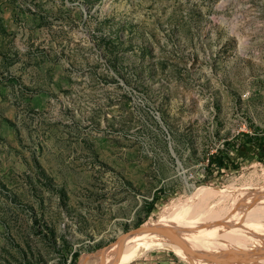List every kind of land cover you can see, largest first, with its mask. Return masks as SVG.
<instances>
[{
	"label": "rangeland",
	"instance_id": "1",
	"mask_svg": "<svg viewBox=\"0 0 264 264\" xmlns=\"http://www.w3.org/2000/svg\"><path fill=\"white\" fill-rule=\"evenodd\" d=\"M263 145L264 0H0V264H264Z\"/></svg>",
	"mask_w": 264,
	"mask_h": 264
},
{
	"label": "bare ground",
	"instance_id": "2",
	"mask_svg": "<svg viewBox=\"0 0 264 264\" xmlns=\"http://www.w3.org/2000/svg\"><path fill=\"white\" fill-rule=\"evenodd\" d=\"M168 228L170 227L166 225V222L164 219L162 221H159L156 225L152 227L138 228L137 230L132 231L126 234L125 236L119 237L117 243L111 249L106 250V251L104 250V252L100 256L94 255L89 260L87 259L88 262L87 261L85 262H87V264H124L128 260L132 259L135 256V254L139 253L144 248H148V247L150 249L156 248L158 244H155V243L159 239H164L168 241L170 245L173 248H175V244H173L166 238V236H172L177 241L181 242L182 244L188 245L191 248L187 250L188 254L195 259H198V260L204 259L205 261H211L212 263H215V264L217 263H225V264L244 263V261H241V260L223 261L221 259L204 258L203 257L204 254H210V253H207V252L204 253V245L202 242H200L201 238L199 241L198 237L196 239V237H192L185 232H177V231H174ZM192 248H196V251H193ZM252 254L255 255L254 251H252Z\"/></svg>",
	"mask_w": 264,
	"mask_h": 264
},
{
	"label": "trees",
	"instance_id": "3",
	"mask_svg": "<svg viewBox=\"0 0 264 264\" xmlns=\"http://www.w3.org/2000/svg\"><path fill=\"white\" fill-rule=\"evenodd\" d=\"M261 153L262 156L264 157V145L261 148ZM221 152H219L218 154H211L209 156L208 160V167H215L217 170H222V169H227L228 168V164L230 163L229 159L227 158V156H224V158L221 157Z\"/></svg>",
	"mask_w": 264,
	"mask_h": 264
},
{
	"label": "crops",
	"instance_id": "4",
	"mask_svg": "<svg viewBox=\"0 0 264 264\" xmlns=\"http://www.w3.org/2000/svg\"><path fill=\"white\" fill-rule=\"evenodd\" d=\"M141 257H139V258H141ZM139 258L134 259V260H138ZM134 260H131V261H129L126 264H131V262L134 261ZM133 264H178V262H176L171 257L153 256V257H150V258H146V259L140 260V261L135 262Z\"/></svg>",
	"mask_w": 264,
	"mask_h": 264
},
{
	"label": "water",
	"instance_id": "5",
	"mask_svg": "<svg viewBox=\"0 0 264 264\" xmlns=\"http://www.w3.org/2000/svg\"><path fill=\"white\" fill-rule=\"evenodd\" d=\"M135 230H137V229H135ZM135 230H132V231H135ZM132 231H130V232H132ZM130 232H128V233H130ZM128 233H126V234H128ZM126 234H121V236H125ZM166 238L170 241V242H172L173 244H175L176 246H178V247H180V248H183V249H186V250H189V249H191L188 245H185V244H182L181 242H179V241H177L174 237H172V236H166ZM117 240V239H116ZM115 240V241H116ZM114 241V242H115ZM113 242V243H114Z\"/></svg>",
	"mask_w": 264,
	"mask_h": 264
}]
</instances>
